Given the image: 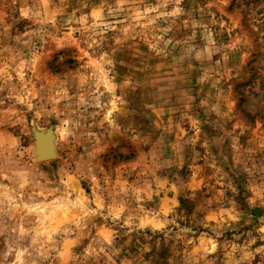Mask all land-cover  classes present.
Masks as SVG:
<instances>
[{
	"label": "rangeland",
	"instance_id": "1",
	"mask_svg": "<svg viewBox=\"0 0 264 264\" xmlns=\"http://www.w3.org/2000/svg\"><path fill=\"white\" fill-rule=\"evenodd\" d=\"M0 264H264V0H0Z\"/></svg>",
	"mask_w": 264,
	"mask_h": 264
},
{
	"label": "bare ground",
	"instance_id": "2",
	"mask_svg": "<svg viewBox=\"0 0 264 264\" xmlns=\"http://www.w3.org/2000/svg\"><path fill=\"white\" fill-rule=\"evenodd\" d=\"M42 139V144L40 148V155L43 157H50L52 156V148H51V137L50 134L43 135L41 137Z\"/></svg>",
	"mask_w": 264,
	"mask_h": 264
},
{
	"label": "water",
	"instance_id": "3",
	"mask_svg": "<svg viewBox=\"0 0 264 264\" xmlns=\"http://www.w3.org/2000/svg\"><path fill=\"white\" fill-rule=\"evenodd\" d=\"M42 142V139H40L38 142H37V150H36V155L38 157L39 160L41 161H45V160H48V159H51L54 157V149H53V143H52V140H50L51 142V148H52V156L50 157H43L40 155V148H41V143Z\"/></svg>",
	"mask_w": 264,
	"mask_h": 264
}]
</instances>
